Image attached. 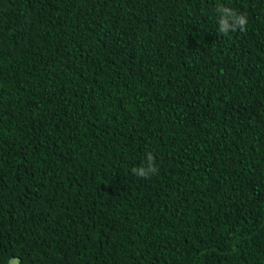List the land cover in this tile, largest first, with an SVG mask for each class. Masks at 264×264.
I'll list each match as a JSON object with an SVG mask.
<instances>
[{"label":"trees","instance_id":"1","mask_svg":"<svg viewBox=\"0 0 264 264\" xmlns=\"http://www.w3.org/2000/svg\"><path fill=\"white\" fill-rule=\"evenodd\" d=\"M217 2L0 0V264H264V0Z\"/></svg>","mask_w":264,"mask_h":264},{"label":"clouds","instance_id":"2","mask_svg":"<svg viewBox=\"0 0 264 264\" xmlns=\"http://www.w3.org/2000/svg\"><path fill=\"white\" fill-rule=\"evenodd\" d=\"M217 33L224 37H229L231 33L244 31L248 24L245 14L236 12L232 7L218 0L216 7ZM132 172L138 177H150L158 172L153 153H146V160L143 166L133 168Z\"/></svg>","mask_w":264,"mask_h":264},{"label":"rangeland","instance_id":"3","mask_svg":"<svg viewBox=\"0 0 264 264\" xmlns=\"http://www.w3.org/2000/svg\"><path fill=\"white\" fill-rule=\"evenodd\" d=\"M17 260L16 259H13V260H10V262L8 264H17Z\"/></svg>","mask_w":264,"mask_h":264}]
</instances>
